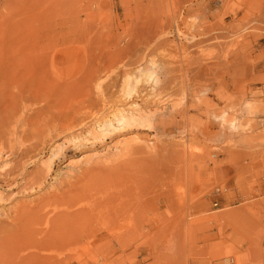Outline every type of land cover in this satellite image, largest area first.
<instances>
[{
    "label": "rangeland",
    "instance_id": "rangeland-1",
    "mask_svg": "<svg viewBox=\"0 0 264 264\" xmlns=\"http://www.w3.org/2000/svg\"><path fill=\"white\" fill-rule=\"evenodd\" d=\"M9 119L1 165L53 170L0 219L65 211L1 230L0 264H264V0H0Z\"/></svg>",
    "mask_w": 264,
    "mask_h": 264
},
{
    "label": "bare ground",
    "instance_id": "bare-ground-1",
    "mask_svg": "<svg viewBox=\"0 0 264 264\" xmlns=\"http://www.w3.org/2000/svg\"><path fill=\"white\" fill-rule=\"evenodd\" d=\"M99 80H101V79H98V82L96 83V88L100 89L101 83L103 81L102 80L99 81ZM97 91H99V90H97ZM28 101H29V99H28ZM22 104L23 103L21 102L20 105H22ZM20 105H18V107ZM132 107H136V105L131 106V104H130V105H128L127 109L132 108ZM22 110H24V109H22ZM15 111H19V108H17ZM14 114H15V112H14ZM22 114L25 115L26 113H22ZM51 114H52V118H49L51 120L50 121L48 120V123H46V124H48V128H50V130H48V133L50 131H52V133H54V135H55V134H58L59 132H63L65 130L72 128L73 124H72L71 120L68 118L69 116L67 115L69 113H67L66 115H64V114L60 115V113H59V115H54L53 113H51ZM29 116H27V117H29ZM49 117H51V116H49ZM25 118H26V116H25ZM25 118H24V121L25 120L28 121V119H25ZM139 118H143V116L127 115V114H125V110L123 107H116L115 109H112L110 111V114L108 117H106L102 120L98 119V120H96V122L100 127L102 125L103 126L109 125V127H110L113 125L114 122L119 123V125L120 124H126V123L132 124L133 122H135ZM14 120H12V121L16 123V121H14ZM12 121H11V119H9L5 125L0 126V159H2V157H3L2 155H3L5 147H6L5 144L9 143V145H10L11 141L13 140L12 136L14 134V131L12 128V126H13ZM106 133H108V132H106ZM106 133H104V134H106ZM23 135H24V132L21 131V132L17 133V138L19 140H23V138H24ZM54 135H50V133H49L50 140H51V137L54 138ZM46 143H47L46 140L42 141L43 147H46ZM8 149H11V150L14 149L13 144H11L10 148H8ZM31 149H32L31 147H25L21 150H18L17 152H12L11 150H9V151L11 153L18 154V156H20V157H26V156H28ZM59 150H62V149H59ZM34 159L35 158H32V156H31V157H29V160L23 161L22 163L18 162V163L13 164V165L8 164V163H4L3 165H1V162H0V190L2 191V192H0V201H3L5 199V197H4L5 195H3V194L6 191L8 193H12L14 195L16 193H18V194L19 193H30L34 190L42 189V186L44 185V183L46 181V177L48 176V173L53 170V165L50 162L45 163L44 169L40 168L39 170L26 175V168L35 163ZM25 175H26V177H25ZM20 180L23 182H21ZM19 181L21 183H19ZM20 184H22V185H20ZM70 186H71V184H67V187H64V190ZM53 205H55V206L48 208L45 211H41V209H42L41 208L40 210H38L34 214L23 212L17 218L7 217L6 220L0 219V231L11 229L10 224H18L22 229H24L25 231H29L30 233L31 232H34V233L45 232L49 229L50 225L58 217V215L60 213H62L63 211H65V209H63L60 206V204H53ZM4 223H7V224H4ZM30 247H34V246H30ZM35 256H36V254H35V252H33L31 255H29V259H34Z\"/></svg>",
    "mask_w": 264,
    "mask_h": 264
}]
</instances>
